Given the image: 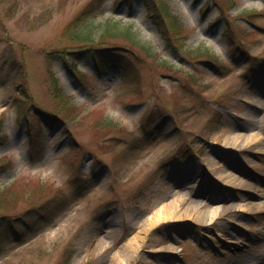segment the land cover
<instances>
[{
    "label": "rangeland",
    "instance_id": "obj_1",
    "mask_svg": "<svg viewBox=\"0 0 264 264\" xmlns=\"http://www.w3.org/2000/svg\"><path fill=\"white\" fill-rule=\"evenodd\" d=\"M91 1L0 0V264H261L264 0H164L185 25L179 43L141 3L105 0L89 20L95 39L110 24L145 46L105 38L120 50L98 71L87 59L71 70L70 57L48 61L75 48L63 30ZM51 78L77 106L70 121ZM37 181L69 201L43 209ZM161 210L175 214L156 220Z\"/></svg>",
    "mask_w": 264,
    "mask_h": 264
},
{
    "label": "trees",
    "instance_id": "obj_2",
    "mask_svg": "<svg viewBox=\"0 0 264 264\" xmlns=\"http://www.w3.org/2000/svg\"><path fill=\"white\" fill-rule=\"evenodd\" d=\"M105 0H92L84 10H82L76 18L70 23L64 30H63V38L66 40L72 42L75 46V48L67 49L63 48L60 50H52L48 51L46 53V59L48 61H53L54 59H65V57L72 58L74 62H68L65 61L67 68L69 70L73 69L76 66V62L83 61L85 59L91 60L93 65L95 66V69L98 71L99 66L102 63V57L103 54L106 52L112 53V50H120L119 47H107L104 44L105 38L108 37H122L124 40H126L131 45H138L141 46L142 41L138 38L136 34L131 32L130 29L122 30V28L115 26L106 25L105 28L101 31V33L98 35V40L95 39L94 32L92 30V27H90V18L93 17L96 13V11L101 7ZM232 2V0H230ZM116 3L120 6L123 4H126L128 7H132L135 3H141L143 8L145 9L146 16L156 25V28L160 31V34L163 38H165L169 42H176L179 43L181 40H183L185 34H183L185 30V25L179 18V16L175 14H171L170 8L166 1L164 0H116ZM157 3H159V7L157 8ZM207 8V5L204 6ZM145 46V45H144ZM147 51V50H146ZM191 53V52H190ZM194 53H196L200 57L208 56L213 57L212 52L210 50H202L199 48L198 50H195ZM113 54V53H112ZM148 56L152 57L151 54L148 53ZM115 56V55H114ZM113 56V63H121L126 66H128V62L122 61L120 59H116ZM112 61V60H110ZM166 64V62H163ZM21 77V75H20ZM52 86L50 88V94L52 97V100L54 101L59 113L62 114L63 119L70 121L75 114H78V110L76 104L72 101V99L67 96L63 89L58 85L57 81L51 78ZM20 97L26 98L25 92L19 93ZM25 105L19 104L17 106V114L18 115H24ZM28 113H32L36 116L37 120L39 122H45L47 126L52 127L55 118L53 116L48 115L44 113L42 110L37 109L36 107L33 109V112H30V110L27 111ZM104 127H113L118 128V123L112 121L109 118H104L102 120ZM26 136L28 139L32 140L33 138V132L31 129V124L27 121L26 126ZM7 139V135L5 132H3V125L2 120L0 119V144H3ZM78 185L81 187V181L78 179ZM70 184H73L71 182ZM69 184V185H70ZM36 189H37V199H45L42 203L43 209H50L49 211L62 208V205L65 206V203H67L69 200L58 198V195H55L53 197L49 196L52 192H50L51 189H48V186H46L42 181H37ZM79 191H77V194ZM77 194H74L76 197ZM5 204L3 200L0 199V205ZM54 207V208H52ZM32 210H27L25 215L29 217L31 215ZM46 211V210H43ZM29 215V216H28ZM4 219L8 218H0V220L3 222ZM19 219V218H18ZM22 219V217H21ZM0 221V222H1ZM19 223H22V220ZM70 255V253L68 254ZM68 255L66 257H68ZM69 257L66 258V262L68 261Z\"/></svg>",
    "mask_w": 264,
    "mask_h": 264
},
{
    "label": "bare ground",
    "instance_id": "obj_3",
    "mask_svg": "<svg viewBox=\"0 0 264 264\" xmlns=\"http://www.w3.org/2000/svg\"><path fill=\"white\" fill-rule=\"evenodd\" d=\"M262 116L264 117V111L262 113ZM168 214H172L173 215L175 213L174 212L170 213V212H167L166 210H161V211L158 212V215H157L158 217H157L156 220L166 219L168 217ZM235 228L239 229V226H236ZM133 249H134V247H131L130 251H128L127 247H125L123 250H120L121 253L119 252L120 253L119 257L123 258V259H121L123 262H126V259L129 256V252H131V250H133ZM135 251H133V252H135ZM261 264H264V261Z\"/></svg>",
    "mask_w": 264,
    "mask_h": 264
}]
</instances>
